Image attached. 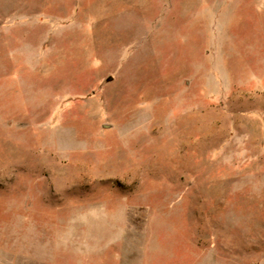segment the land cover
<instances>
[{"label":"rangeland","instance_id":"obj_1","mask_svg":"<svg viewBox=\"0 0 264 264\" xmlns=\"http://www.w3.org/2000/svg\"><path fill=\"white\" fill-rule=\"evenodd\" d=\"M0 264H264V0H0Z\"/></svg>","mask_w":264,"mask_h":264}]
</instances>
